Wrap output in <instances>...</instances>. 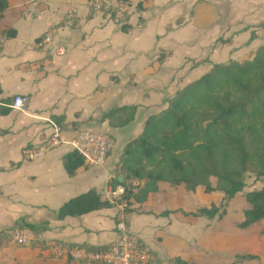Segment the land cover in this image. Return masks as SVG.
<instances>
[{
	"label": "crops",
	"instance_id": "crops-1",
	"mask_svg": "<svg viewBox=\"0 0 264 264\" xmlns=\"http://www.w3.org/2000/svg\"><path fill=\"white\" fill-rule=\"evenodd\" d=\"M8 3L0 14V32L11 28L14 34H5L0 47V110L16 94L28 100L22 110L9 107L0 113V264H76L57 257L53 248L109 247L118 236L119 220L152 264H174L176 258L209 264L214 223L227 214L217 220L185 213L213 201V193L199 194V188L192 192L161 184L143 201L131 197L124 208L112 203L63 218L57 210L91 189L107 199L111 180H124L122 149L141 134L149 115L164 109L177 90L214 63L244 58L264 43V0H129L123 25L91 14L84 0ZM74 6L77 13L69 25L65 16ZM48 29H53V41L43 44ZM58 42L66 48L62 55L55 53ZM125 105L136 106L127 125L112 127L100 119ZM50 122L60 126L64 139L89 128L106 132L116 145L103 165L84 163L72 175L63 164L73 150L68 144L26 159V147L45 146ZM23 223L38 227L35 233L17 227L34 235L25 246L9 235L12 226ZM223 234L218 232L216 239ZM238 248L244 250L246 243L239 242Z\"/></svg>",
	"mask_w": 264,
	"mask_h": 264
},
{
	"label": "trees",
	"instance_id": "trees-1",
	"mask_svg": "<svg viewBox=\"0 0 264 264\" xmlns=\"http://www.w3.org/2000/svg\"><path fill=\"white\" fill-rule=\"evenodd\" d=\"M8 5V0H0V14ZM3 30L8 36L14 34L11 28ZM9 109L6 106L0 113ZM135 112V105L114 107L100 119L112 127H121L133 120ZM119 162L124 180L114 177L111 185L123 187L122 198L127 204L131 197L145 200L161 184L192 192L202 187L204 193H222L224 201L243 189L246 172H253L258 178L264 176V43L247 57L214 63L177 90L164 109L147 117L141 134L122 149ZM63 164L72 175L84 161L72 150L64 155ZM140 186L134 193L133 189ZM245 199L249 207L237 223L240 229L264 219V186L247 191ZM111 205L91 189L65 201L57 210V217L78 216ZM220 206L223 204L211 202L185 213L221 218L225 211ZM22 226L34 233L38 229L31 223L15 224L10 229ZM241 256L255 258L252 253ZM174 264L196 263L176 258Z\"/></svg>",
	"mask_w": 264,
	"mask_h": 264
},
{
	"label": "built area",
	"instance_id": "built-area-1",
	"mask_svg": "<svg viewBox=\"0 0 264 264\" xmlns=\"http://www.w3.org/2000/svg\"><path fill=\"white\" fill-rule=\"evenodd\" d=\"M91 14H104L116 25H123L128 20L130 13L129 0H84ZM77 13V8L71 7L68 10L65 20L67 24H71V17ZM53 29L45 31L42 43H50L53 41ZM6 40L4 33L0 32V47ZM66 51L63 43L58 42L55 45V53L62 55ZM28 98L22 94H16L7 104L11 109L22 110L26 105ZM52 130L48 135L45 146L26 147L24 156L28 160L39 158L44 149L59 146L60 144H68L73 150L77 151L83 158L84 163L89 166H101L104 164L108 154L114 146L112 137L106 132L97 131L89 128L78 130L72 138L64 139L61 128L54 122H50ZM124 189L121 185L114 188L109 186L106 189V198L112 203H119L122 208L127 206L126 200L122 198ZM116 231L118 233L115 241L106 249L91 250L83 247L66 248L57 246L53 248V253L57 257H63L73 261L76 264H152L150 263L147 252L135 244L129 234L123 220L116 223ZM12 241L16 245H29L34 235L22 228H12L9 232Z\"/></svg>",
	"mask_w": 264,
	"mask_h": 264
},
{
	"label": "rangeland",
	"instance_id": "rangeland-1",
	"mask_svg": "<svg viewBox=\"0 0 264 264\" xmlns=\"http://www.w3.org/2000/svg\"><path fill=\"white\" fill-rule=\"evenodd\" d=\"M244 180L245 186L232 198L222 201V193L214 192L211 195L213 201L206 202L207 206L211 202H215L217 205L219 203L223 204V207L220 206V210H224V214H227L224 220L214 223L212 229L214 249L209 264H264V219L250 225L247 229L237 227L238 221L243 218V210L249 207L245 199V193L264 186V176L258 178L253 172H246ZM162 185L167 186V184ZM201 191L202 187H199L198 193L200 194ZM195 202L192 200L193 207ZM221 218H217V220ZM220 231L224 232L223 239H216V234ZM243 241L246 243L247 248L241 250L238 248V243ZM246 253L254 254L255 258L241 256Z\"/></svg>",
	"mask_w": 264,
	"mask_h": 264
},
{
	"label": "water",
	"instance_id": "water-1",
	"mask_svg": "<svg viewBox=\"0 0 264 264\" xmlns=\"http://www.w3.org/2000/svg\"><path fill=\"white\" fill-rule=\"evenodd\" d=\"M118 180L121 181L122 180V177H118Z\"/></svg>",
	"mask_w": 264,
	"mask_h": 264
}]
</instances>
